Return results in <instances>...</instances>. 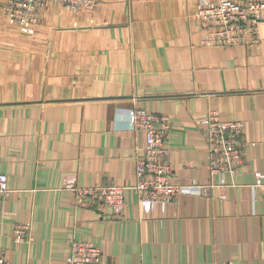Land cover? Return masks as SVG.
I'll return each mask as SVG.
<instances>
[{
    "label": "crops",
    "instance_id": "crops-1",
    "mask_svg": "<svg viewBox=\"0 0 264 264\" xmlns=\"http://www.w3.org/2000/svg\"><path fill=\"white\" fill-rule=\"evenodd\" d=\"M0 0V250L11 264H68L90 243L102 264H264V9L256 35L204 45L197 11L216 0H97L94 12L48 3L33 35ZM167 117L176 184H213L145 214L126 193L118 217L77 205L80 188L136 184L144 131L128 111ZM243 124L246 164L213 178L201 120ZM261 174V185L257 174ZM30 225L16 244L14 229Z\"/></svg>",
    "mask_w": 264,
    "mask_h": 264
},
{
    "label": "built area",
    "instance_id": "built-area-1",
    "mask_svg": "<svg viewBox=\"0 0 264 264\" xmlns=\"http://www.w3.org/2000/svg\"><path fill=\"white\" fill-rule=\"evenodd\" d=\"M58 3L73 13L94 12L97 0H8L4 7L7 20L20 26L29 35L35 33L40 13L48 3ZM264 9V0H216L203 3L197 17L203 25L202 43L211 47H230L246 43L249 34L256 35V26ZM131 130L146 134L145 153L137 161V182L131 187L109 184L80 188L67 183L65 189L72 193L77 205L99 211L109 208L120 217L126 210V193L135 192L142 211L148 214L154 204H173L180 196H208L213 184H176L170 163L166 160L165 143L170 130L167 117H159L139 109L128 111ZM209 152V170L213 178H223L226 173L246 164V148L242 143L243 124L223 121L218 112H210L201 120ZM258 184L262 176L257 174ZM10 192L8 177L0 174V196ZM30 225H18L14 229V241L22 244L31 239ZM102 251L90 243L73 242L68 264H102ZM0 264H11L0 250Z\"/></svg>",
    "mask_w": 264,
    "mask_h": 264
}]
</instances>
